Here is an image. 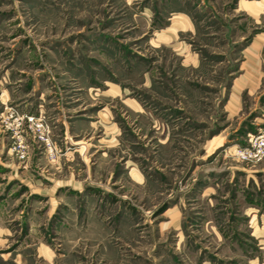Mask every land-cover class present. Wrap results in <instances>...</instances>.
Segmentation results:
<instances>
[{
  "label": "rangeland",
  "instance_id": "1",
  "mask_svg": "<svg viewBox=\"0 0 264 264\" xmlns=\"http://www.w3.org/2000/svg\"><path fill=\"white\" fill-rule=\"evenodd\" d=\"M264 0H0V264H264Z\"/></svg>",
  "mask_w": 264,
  "mask_h": 264
},
{
  "label": "built area",
  "instance_id": "2",
  "mask_svg": "<svg viewBox=\"0 0 264 264\" xmlns=\"http://www.w3.org/2000/svg\"><path fill=\"white\" fill-rule=\"evenodd\" d=\"M234 155L242 162H259L264 159V128L249 136L247 146L235 148Z\"/></svg>",
  "mask_w": 264,
  "mask_h": 264
}]
</instances>
